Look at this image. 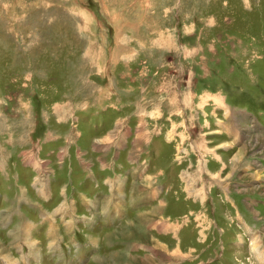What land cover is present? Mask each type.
<instances>
[{"label":"rangeland","instance_id":"374dc122","mask_svg":"<svg viewBox=\"0 0 264 264\" xmlns=\"http://www.w3.org/2000/svg\"><path fill=\"white\" fill-rule=\"evenodd\" d=\"M127 152L145 166L121 186L155 190L142 215L161 229L99 227L71 264L107 256L103 238L109 264H264V0H0V260L23 240L47 264L56 175L79 160L125 178Z\"/></svg>","mask_w":264,"mask_h":264},{"label":"crops","instance_id":"0c3cea01","mask_svg":"<svg viewBox=\"0 0 264 264\" xmlns=\"http://www.w3.org/2000/svg\"><path fill=\"white\" fill-rule=\"evenodd\" d=\"M103 147L106 148L104 150H110L112 143L105 141L103 142ZM126 156L127 162L133 163V165L127 169L128 176H125V178L120 176L115 177L114 173L112 174L111 171L107 170H105L107 172L104 170L102 171L101 167L99 168L95 166L92 169L83 161L79 160L75 161V163H80L79 167L75 169L76 171H70L68 173L61 172V174L56 175L55 184L59 187V190L57 191L59 197L57 196L58 203L56 204L55 211L58 212V217L53 219L52 216H48L43 209L37 208V211L40 213L39 216H41V223L39 224L42 227L41 237L45 240L43 243V252L46 253L45 258L43 257L45 259V263L71 264L69 260L71 256L77 258L78 260L83 259L87 254L86 251H91V247L99 241V239L89 231H92L93 233L96 230L97 232L99 227H105L104 232L109 233L110 229L108 230L107 228L119 226L120 230L116 236H119L120 238L119 240H114V242L117 243L123 242V239H126V237L132 233L133 234L130 236H136L137 238L145 236L146 230L143 231L139 228L140 226L144 228L146 226H150L151 224V226L157 231H160V221L157 217L153 216V213L159 210L158 205L154 204L155 201H153L155 198V190H151V188L146 191L139 189L141 195L137 197L132 195L126 196L127 191L123 190L125 186H121L123 181H125V185H127L128 179L133 180L134 178L139 179L142 177V172L145 166L144 159H140L130 152H127ZM104 162L105 160L102 163ZM71 169H73V167ZM33 174L34 177L30 180L31 187L37 193L47 195L48 192L51 191V184H53L50 176L45 177L44 171H36ZM45 178H49V180L47 181ZM75 180L76 182H79V184H77L80 187L76 186L75 188H71V184ZM48 182L50 187L47 189L45 185ZM119 182L120 185L116 186V183ZM150 183L151 181L149 184ZM31 187L30 189H32ZM134 190V187H130V192ZM142 203H145L146 208L151 207V209L157 210L150 213L151 216L142 215L145 213L143 212L144 208ZM148 211L150 210H147L146 212ZM134 218H136L139 222L142 221L141 224L138 222L136 223L137 229L139 230L136 232H130V230L128 232L127 230H125L126 232L121 231L125 228H131V226L135 224V221L133 220ZM28 225L32 227V225ZM69 233H71L69 236L70 240L69 244L66 245L67 248L65 249L63 240L66 237L65 234L68 235ZM126 233L129 235L126 236ZM146 234L148 233L146 232ZM7 235L8 233H6L5 236L7 237ZM137 238L135 239L137 244L143 243V239L137 240ZM112 241L113 240L109 241V239L105 238L101 239L100 243L105 242L103 247L105 246L107 254V256H103L102 254V258H105L106 261H102L103 259L98 261V257L97 261H94V264H109L111 260H115L117 256L114 255L115 257H112L111 254L109 255L110 247H106L107 242L108 244H112ZM22 242L23 243H21V245L20 241L17 242V249L19 253L17 255L19 258L17 259V262L11 263L9 261L5 262L4 260H0L1 264H29V257L33 258V256H36L37 254L34 253L35 249L33 246H28L26 241L22 240ZM188 259L190 258L186 257L182 262Z\"/></svg>","mask_w":264,"mask_h":264},{"label":"bare ground","instance_id":"6f19581e","mask_svg":"<svg viewBox=\"0 0 264 264\" xmlns=\"http://www.w3.org/2000/svg\"><path fill=\"white\" fill-rule=\"evenodd\" d=\"M121 19V18H120ZM122 22V21H121ZM121 26V25H120ZM126 27V26H125Z\"/></svg>","mask_w":264,"mask_h":264}]
</instances>
